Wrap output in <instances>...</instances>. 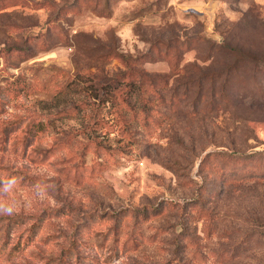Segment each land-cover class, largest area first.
Wrapping results in <instances>:
<instances>
[{
    "label": "rangeland",
    "instance_id": "obj_1",
    "mask_svg": "<svg viewBox=\"0 0 264 264\" xmlns=\"http://www.w3.org/2000/svg\"><path fill=\"white\" fill-rule=\"evenodd\" d=\"M12 177L0 264H264V0H0Z\"/></svg>",
    "mask_w": 264,
    "mask_h": 264
},
{
    "label": "clouds",
    "instance_id": "obj_2",
    "mask_svg": "<svg viewBox=\"0 0 264 264\" xmlns=\"http://www.w3.org/2000/svg\"><path fill=\"white\" fill-rule=\"evenodd\" d=\"M16 178L12 177L0 181V197L7 195L13 191L16 186ZM35 191L39 194L40 199L46 198V188L42 185H37ZM17 204L15 201L0 198V215H13L16 212Z\"/></svg>",
    "mask_w": 264,
    "mask_h": 264
},
{
    "label": "trees",
    "instance_id": "obj_3",
    "mask_svg": "<svg viewBox=\"0 0 264 264\" xmlns=\"http://www.w3.org/2000/svg\"><path fill=\"white\" fill-rule=\"evenodd\" d=\"M253 155H254V152H249V153H247L246 156L251 157V156H253ZM15 223H16V221H15Z\"/></svg>",
    "mask_w": 264,
    "mask_h": 264
}]
</instances>
